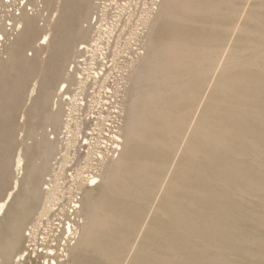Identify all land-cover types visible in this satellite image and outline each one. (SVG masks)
Instances as JSON below:
<instances>
[{"label": "rangeland", "instance_id": "1", "mask_svg": "<svg viewBox=\"0 0 264 264\" xmlns=\"http://www.w3.org/2000/svg\"><path fill=\"white\" fill-rule=\"evenodd\" d=\"M163 1L177 14L191 0H0V264H39L34 249L60 233L41 215L44 188L57 185L67 207L76 168L98 163V151L110 156L113 133L124 160L111 170L109 157L98 165L100 182L80 205L83 216L101 213L89 219L85 237L79 223L77 245L61 264H264V58L252 52L264 45V0H204L216 7L160 14L151 32L145 18ZM237 21L246 31L234 34V46L247 49L237 66L212 77L207 58L220 53ZM106 27L104 73L77 95L68 67L79 42ZM168 44L183 47V59L174 57L184 63L163 59ZM63 81L69 87L58 91ZM163 81H173L170 91ZM71 91L78 100L68 99ZM153 102L170 119L153 112ZM144 117L148 127L139 124ZM128 121L138 122L137 132L126 135ZM100 214L110 219L103 229ZM24 250L32 260L15 261Z\"/></svg>", "mask_w": 264, "mask_h": 264}, {"label": "bare ground", "instance_id": "2", "mask_svg": "<svg viewBox=\"0 0 264 264\" xmlns=\"http://www.w3.org/2000/svg\"><path fill=\"white\" fill-rule=\"evenodd\" d=\"M4 1V0H3ZM112 1H114V0H112ZM165 1H163V3H161L160 5H159V7H158V9H156L155 11H154V13L152 12V14H147V16H146V22H145V20L143 21V23L145 22V24L146 23H148L149 21V23H151V27H150V25H149V23L147 24V25H149V27H150V31L152 32V26H153V24H154V19L157 17V16H159L160 14H163L166 18L167 17H169V18H178V17H180V12H184V14H186V13H190V12H194L195 10H197V9H200V8H204V7H210V8H215L216 6L214 5V4H211V3H209V2H206V1H204V0H191L190 2H188V3H184V4H182L181 6H178V9H179V12L177 13V14H175V13H173V10H172V7H170V5L168 4V2H165ZM167 3V4H166ZM166 4V5H165ZM125 5V4H124ZM168 5V6H167ZM206 5H208V6H206ZM151 6V5H150ZM176 6V5H175ZM245 6H247V8L248 7H250V3L249 2H247V5H245ZM244 6V8H246ZM177 7V6H176ZM102 8V7H101ZM105 8H106V6H105ZM170 8V9H169ZM103 11H102V14L101 15H104L103 13H104V9H102ZM243 10V9H242ZM245 10H243L241 13H243ZM130 12V11H129ZM245 14V13H244ZM240 15H243V14H240ZM141 17V16H140ZM139 17V18H140ZM242 17V16H241ZM249 17V16H248ZM96 18V17H95ZM117 19V18H116ZM241 19V18H240ZM240 19H238V20H240ZM138 20V19H137ZM105 21V20H104ZM100 22V21H99ZM103 22V21H102ZM106 22V21H105ZM112 23V22H111ZM145 24H143V25H145ZM114 25V24H113ZM146 26V25H145ZM111 27H115V26H111ZM146 27H148V26H146ZM230 28V32H231V35L228 37V39H227V42H226V44H225V46L220 50V53H215L214 51H212L211 49H209V50H211L212 52H214V53H211V55L209 56V58H207L208 60H209V62H207V63H209L208 64V66H207V68L211 71V75H212V73H213V76L212 77H214V75H215V72H217V70H222L223 69V71H224V68H226V69H228L230 66H237V64H239V62L242 60L241 58H239L238 57V54L239 53H241V52H243L244 51V49H247V48H244L243 46L242 47H237V46H234V34L235 33H237V32H243V31H246V26L242 23V21H237L236 23H234L231 27H229ZM228 28V29H229ZM149 31V32H150ZM111 33H112V30H108L107 29V27L105 28V29H97L96 31H95V33L91 36V37H88V38H86V39H84V40H81L80 42H79V44H78V46H77V53H78V55L76 56V58L71 62L72 63V65H70L68 68V81L69 82H71V83H69V84H72V82H74V84H78V86H77V88L76 89H78L77 90V95H84L85 94V90H87V88H90L91 87V85L93 84V83H97L98 81H99V79L101 78V76L103 75V69H102V67L104 68L106 65V62H108V61H106V58L108 57V55H107V46H108V42L107 41H109L110 39H111ZM147 33V32H146ZM91 35V34H90ZM105 35H106V37L108 38V40H104V37H105ZM148 35H149V33H148ZM136 36V35H135ZM106 39V38H105ZM148 39V38H147ZM48 40H49V32L48 31H46V32H44L43 33V35H42V41L39 43V45H40V47H43L44 45H46L47 43H48ZM129 40V39H128ZM151 38L149 37V40L147 41V46L151 49V51H152V49H153V47H152V44H151ZM107 42V43H106ZM128 42V41H127ZM146 42V41H145ZM142 43V42H141ZM150 44H151V46H150ZM177 44V43H176ZM236 44V43H235ZM248 44V43H247ZM168 46V47H167ZM184 46V45H183ZM206 47H208L207 45H205ZM147 47V48H148ZM148 48V49H149ZM166 48H168L166 51H167V53L165 54L164 53V57H163V59H165V60H167L166 62H170V65H174L175 66V64H177V63H179V62H183V61H181V60H179V59H183L180 55H182L183 56V51H182V49H183V47H177L176 45H171V44H168V45H166ZM171 49V50H170ZM216 50V49H215ZM155 50L153 49V53H155L154 52ZM165 51V52H166ZM201 51H205V53H206V50H201ZM147 52V51H146ZM252 52H253V56L255 57V60H256V58H264V45L263 44H254L253 45V47H252ZM116 53V52H115ZM153 53H151V55L147 52V54H146V56H145V59H150L151 57H153L155 54H153ZM203 53V52H202ZM205 53H203L202 54V56H200L201 58H200V60H199V58H198V60L199 61H201V59H205L204 58V55H205ZM179 54V55H178ZM178 55V57H179V59H178V57H174V56H177ZM193 56L194 55H192L191 56V58H193ZM184 57V56H183ZM197 57V56H196ZM246 57V56H245ZM152 59V58H151ZM176 59V60H175ZM185 59V58H184ZM190 59V58H189ZM257 59V60H258ZM164 60V61H165ZM194 60H196V59H194ZM198 60H196V61H198ZM185 61V60H184ZM203 61L204 60H202V63H203ZM133 63V62H132ZM184 63V62H183ZM183 63H180V64H183ZM179 65V64H178ZM173 66V67H174ZM206 66V65H205ZM112 67V66H111ZM172 67V68H173ZM106 68V67H105ZM206 68V69H207ZM232 68V67H231ZM225 69V70H226ZM170 70V69H169ZM165 71V70H164ZM163 71V72H164ZM219 72V71H218ZM217 72V73H218ZM220 73V72H219ZM164 79L166 80H168L169 82H170V77H172L171 75H172V73L170 74V73H168L167 71H165L164 73ZM217 75V74H216ZM173 78H171V80H172ZM214 79V78H213ZM217 79V78H216ZM167 80H166V83H167ZM68 81H67V83H65V81H63L60 85H59V88H58V91H64L66 88H68L69 87V85H68ZM215 81V80H214ZM219 81V80H218ZM168 82V83H169ZM173 82V81H172ZM171 82V84L169 83V85H167L164 81H163V84H166V86L165 85H162L161 86V88H163V89H165L164 87H166V88H168L169 87V91L172 89V87H173V83ZM176 83V82H175ZM174 83V84H175ZM87 84H89V86L88 87H86L87 86ZM97 85V84H96ZM177 85V84H176ZM217 85V84H216ZM71 86V85H70ZM178 86V85H177ZM85 87H86V89H85ZM174 87H176V86H174ZM179 87V86H178ZM75 89V88H74ZM94 89H95V87H92V89H91V92H87L86 93V95L87 96H91V94L94 92ZM179 89H180V87H179ZM110 90V89H109ZM174 90V89H173ZM177 90V89H176ZM182 90V89H181ZM76 91V90H75ZM104 91V90H103ZM169 91H168V93H169ZM68 92H69V90H68ZM72 92V91H71ZM173 92V91H172ZM175 92V91H174ZM178 92L180 93L181 91H179L178 90ZM177 92V93H178ZM73 93V92H72ZM168 93H166L167 95H168ZM176 93V92H175ZM74 94V93H73ZM71 94V96L69 95L68 96V99L71 101H76V100H78L77 98H76V94ZM164 94H165V92H164ZM86 95H85V97H86ZM163 95V94H162ZM169 95H171V94H169ZM167 96V97H169V99L171 98V96ZM93 96L94 95H92L91 96V99L93 98ZM106 95H104V97H105ZM108 96V95H107ZM163 96H165V95H163ZM146 97H148V95L146 96ZM162 97V96H161ZM160 97V98H161ZM166 97V98H167ZM112 98V97H111ZM164 98V97H163ZM83 99H84V96H82L81 98H80V101H83ZM90 99V100H91ZM165 99V98H164ZM168 99V100H169ZM107 100H109V99H107ZM111 100V99H110ZM143 100V99H142ZM69 101V102H70ZM89 101V100H88ZM154 101V100H153ZM160 100H157V103L159 102ZM161 101H163V99L161 100ZM143 102H145L144 100H143ZM199 102V101H198ZM202 102V101H201ZM86 101H85V103H84V101L81 103L82 104V106H84V104L86 105ZM100 103V102H99ZM105 104H107V102H104ZM110 103V102H109ZM112 103V102H111ZM118 103V102H117ZM141 103H142V101H141ZM153 103H155V102H153ZM157 103H155V105L153 104V107H152V109H153V112H156V110H158L156 107H158L159 109H160V107L161 108H163L162 107V105L159 107V106H156V104ZM165 103H166V101H165ZM73 104H74V102H73ZM76 104V103H75ZM151 104H152V100H151ZM150 104V105H151ZM159 104V103H158ZM161 104H162V102H161ZM70 105L71 104H69V108L71 109V107H70ZM76 105H78V103L76 104ZM148 105V104H147ZM169 105H170V103H169ZM200 105H201V103H200ZM135 106H136V104H135ZM166 106V105H165ZM164 106V108H166ZM171 106V105H170ZM102 107V106H101ZM137 107V106H136ZM196 107H197V105H196ZM113 109V108H112ZM169 109V108H168ZM150 111H151V108L149 109ZM169 110H171L172 111V107H171V109H169ZM197 110V109H196ZM160 111V110H159ZM162 111V110H161ZM168 111V110H167ZM173 111H175V110H173ZM172 111V112H173ZM153 112H151L152 114H154ZM185 112V111H184ZM150 113V115L152 116V114ZM161 113V112H160ZM160 113H157L156 112V114H158L159 116H160V118H162V116L160 115ZM165 112H163V114H164ZM194 113V112H193ZM122 114V113H121ZM168 114V116H170L169 115V112L167 113ZM99 115V114H98ZM155 115V114H154ZM178 115V114H177ZM196 115V114H195ZM88 116V115H87ZM140 116V115H139ZM156 116V115H155ZM159 116H158V118H159ZM165 115H163V118L164 119H166L167 120V117L165 118L164 117ZM190 116V115H189ZM117 117V116H116ZM153 117V116H152ZM157 117V116H156ZM173 117V115L171 116V118ZM182 117V116H181ZM87 118V117H86ZM133 120L132 121H135L138 117H136V119L134 120V118L133 117H131ZM145 118V117H144ZM144 118H141V119H144ZM147 118V117H146ZM146 118H145V120H143L141 123H139V124H143V123H145L147 120H146ZM162 118V119H163ZM169 118V117H168ZM147 119H150V118H147ZM170 119V118H169ZM192 119H194V118H192ZM87 120H88V118H87ZM129 120V119H128ZM151 120H153V118L151 119ZM151 120H150V122H151ZM191 120V119H190ZM63 121V120H62ZM66 121V120H65ZM99 121H100V119H99ZM132 121H128L127 123H128V125H127V127H126V129H125V131H126V135H128L129 133L131 134V132H133L136 128H137V124H138V122H136V123H133ZM137 121H138V119H137ZM145 121V122H144ZM149 121V120H148ZM147 121V122H148ZM172 121V120H171ZM104 122V121H103ZM120 122V121H119ZM169 122V121H168ZM149 123V122H148ZM193 123V122H192ZM191 123V124H192ZM151 124V123H150ZM149 124V125H150ZM135 125V126H134ZM144 126L146 125V124H143ZM152 125V124H151ZM189 125V124H188ZM96 126H97V128H96ZM147 126V125H146ZM193 126V125H192ZM148 127V126H147ZM190 127V126H189ZM93 129V131H95L96 132V134L98 135V134H100V130H102L101 129V126L100 125H98L97 123L95 124V128H92ZM113 129V128H112ZM117 129V128H116ZM190 129H192V128H190ZM139 130V129H138ZM195 130V129H194ZM117 131V130H116ZM135 132H137V130H135ZM195 132V131H194ZM118 133V132H117ZM201 133V132H200ZM92 134V133H91ZM119 134V133H118ZM118 134H110L111 136V138H112V140L111 139H109L110 141H111V146H112V149H111V155L109 156V154H108V156H107V153H104V154H102L100 151H98L99 152V154H98V156H96V160L98 161V163H96V164H93V163H90V164H88V165H85V168L87 167L88 169L86 170V171H84V170H82V168L81 167H77L76 168V170H75V175L72 177V179L73 180H75L76 179V181L74 182L76 185H75V187L73 186V188H75L74 190H73V188H72V192H76L78 195H80L79 193H81V196L78 198L77 197V194H72V195H74V196H68V205H67V207L65 206V203L63 204V206L61 205V204H59V202L57 201V199L59 198V197H57V194H56V186L55 185H53V184H50V183H48V186H46L45 188H44V199H46V200H48V205L46 204L45 206H46V208L44 207V209H46V211H44V213L43 214H41L42 216L44 215L45 216V220H46V223L48 224V226H54V227H57V228H59V231H60V233H57L56 235H52V234H49L50 236H49V238L48 237H44V246H42L40 249H34V251H33V253L32 254H34L35 256V258H41L40 260H39V264H61V262H62V259H60V257L61 256H64V257H67L68 256V252H70L71 251V249L72 248H74L73 246H75V245H77V244H74V241L76 240H74L73 242H72V239L73 238H75V233H76V229H77V227H78V225H79V223H80V225L82 226V233H81V235L83 236V237H85V234H86V232H87V224L90 222L89 221V219L92 217V219L94 218V217H97V215H99V212H98V214H90V212L88 213L90 216L88 217V215L87 214H85V216H83L82 215V207H81V205H80V198H83L84 196L82 195V193L84 192L85 193V196H86V194H88V192H89V190H93L96 186H98V184H99V182H100V178H99V166L98 165H100V164H103L104 163V159H105V157H109L110 159H111V162L109 163V165L107 166V168H105L106 170L107 169H110L111 170V168H112V166H114L115 165V167L116 166H121V164H122V161L124 160V158L123 157H119L118 158V154L120 153L119 151L121 150V143L123 142L122 141V139H121V137H120V135H118ZM203 135V134H202ZM107 140V139H106ZM124 140V139H123ZM79 141V140H78ZM95 141H99V140H95ZM125 141V140H124ZM88 143V142H87ZM100 143V142H99ZM85 144V143H84ZM97 144V143H96ZM60 146V145H59ZM69 148V147H68ZM89 148V147H88ZM94 148V147H93ZM108 151V150H107ZM93 152H94V150H93ZM97 152V153H98ZM119 152V153H118ZM76 153V152H75ZM96 154V153H95ZM86 155H88V154H86ZM113 158H115V159H113ZM61 161V160H60ZM63 161H64V159H63ZM136 162V161H135ZM174 162V161H173ZM63 163V162H62ZM62 163H61V165H62ZM65 163V162H64ZM137 163V162H136ZM135 163V164H136ZM144 163V162H143ZM60 164V163H59ZM87 164V163H86ZM129 165H131V164H129ZM133 165V164H132ZM141 165V164H140ZM172 166V165H171ZM61 167L62 166H60L59 165V170L61 169ZM114 168V167H113ZM142 168V167H141ZM143 169V168H142ZM52 170V169H51ZM59 170H58V172H59ZM110 170H109V172H110ZM128 170V169H127ZM139 171V170H138ZM86 172V173H85ZM108 172V173H109ZM111 173V172H110ZM105 174H106V172H105ZM112 174V173H111ZM170 183V182H169ZM164 184V183H163ZM159 186H161V185H159ZM71 187V186H70ZM159 188V187H158ZM88 191V192H87ZM70 192V191H69ZM58 193V192H57ZM83 193V194H84ZM90 193V192H89ZM59 194V193H58ZM62 197V196H61ZM64 200V199H63ZM62 203V202H61ZM67 203V202H66ZM5 204H6V200H4V201H2L1 203H0V212H3V209H4V207H5ZM82 204V203H81ZM61 205V206H60ZM44 206V205H43ZM55 206V207H54ZM54 207V208H53ZM43 210V209H42ZM82 211V212H81ZM98 211V210H97ZM41 212H43V211H41ZM40 212V213H41ZM51 213H53V218H51L50 219V214ZM101 213V212H100ZM109 214H111V213H109ZM102 214H100V216H101ZM117 216V215H116ZM97 218H99V217H97ZM108 215L107 216H103L102 215V219L101 220H99V223L101 224V229H103L104 228V223H106L107 221H109L108 220ZM113 218H114V216H113ZM120 219V218H119ZM113 220V219H112ZM115 220H116V218H115ZM56 221V222H55ZM89 221V222H88ZM98 221V220H97ZM117 221V220H116ZM93 222V221H92ZM79 225V226H80ZM92 226V225H91ZM143 229V228H142ZM141 229V230H142ZM31 231V230H30ZM30 231H28V233H27V235H29V236H31L32 237V233L30 232ZM32 232H33V230H32ZM81 232V231H80ZM60 234H61V236H60ZM78 234V233H77ZM51 236H52V239H51ZM57 236H60V238H59V244L57 243V241H56V238H57ZM82 236H81V238L79 239L78 238V240L79 241H81L82 240ZM55 237V238H54ZM78 243V242H77ZM56 244H58L57 246H56ZM76 247V246H75ZM18 255V258L17 259H15V261H18V262H20V261H24L25 259H26V256L28 255V253L27 252H25V250L24 251H22V252H20V254H17ZM40 256V257H39ZM42 256V257H41ZM28 258V260L29 261H31L32 260V258L30 257V255L29 256H27ZM65 259V258H64ZM38 263V262H37ZM30 264V263H29ZM32 264V263H31ZM35 264V263H34Z\"/></svg>", "mask_w": 264, "mask_h": 264}]
</instances>
